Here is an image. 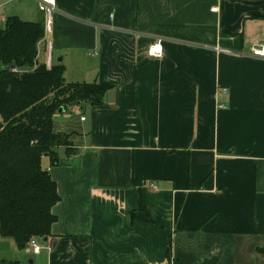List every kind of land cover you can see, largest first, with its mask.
<instances>
[{
    "label": "crops",
    "instance_id": "obj_1",
    "mask_svg": "<svg viewBox=\"0 0 264 264\" xmlns=\"http://www.w3.org/2000/svg\"><path fill=\"white\" fill-rule=\"evenodd\" d=\"M54 1L37 60L51 43L65 82L112 87L53 116L56 133H72L58 165L41 160L56 220L18 258L264 264V59L250 54L264 43V0ZM0 6V19L45 21L38 0ZM237 34L241 49L221 44Z\"/></svg>",
    "mask_w": 264,
    "mask_h": 264
},
{
    "label": "trees",
    "instance_id": "obj_2",
    "mask_svg": "<svg viewBox=\"0 0 264 264\" xmlns=\"http://www.w3.org/2000/svg\"><path fill=\"white\" fill-rule=\"evenodd\" d=\"M44 25V20L30 22L17 16L0 22V236L13 238L19 249L32 238L47 237L56 220L52 208L60 196L41 160L48 153L51 164L58 165L56 147L71 151L72 133H56L53 116L69 106L101 104L112 87L67 83L62 64L49 68L40 63L37 44L45 36ZM232 37L221 44L241 49L242 36Z\"/></svg>",
    "mask_w": 264,
    "mask_h": 264
},
{
    "label": "built area",
    "instance_id": "obj_3",
    "mask_svg": "<svg viewBox=\"0 0 264 264\" xmlns=\"http://www.w3.org/2000/svg\"><path fill=\"white\" fill-rule=\"evenodd\" d=\"M38 8L40 11H42L45 14V25H44V31L45 34H50L51 33V24H52V14L56 9L55 6V1L54 0H38ZM3 12L2 6H0V15ZM162 43L161 40H156L151 43V45L148 47V54L151 57H160L162 55ZM47 49L49 50L45 64L47 67H51L52 62H51V55H50V50H51V43H48ZM219 50L225 51V52H231V50L226 49V48H217ZM250 54L254 57L257 58H262L264 59V43H260L257 45H254L250 49ZM12 71H16L14 67H11ZM28 245L31 247V249L35 252H37L40 249V244L36 240V238H32L29 242Z\"/></svg>",
    "mask_w": 264,
    "mask_h": 264
},
{
    "label": "rangeland",
    "instance_id": "obj_4",
    "mask_svg": "<svg viewBox=\"0 0 264 264\" xmlns=\"http://www.w3.org/2000/svg\"><path fill=\"white\" fill-rule=\"evenodd\" d=\"M0 22H4V19H0ZM48 34H46L47 36ZM223 48V47H221ZM79 114V113H78ZM19 248L16 245V242L13 238H5L0 236V261H16L18 264H29V255L32 250H25L22 253L21 259L18 258V250ZM22 250V249H21ZM24 250V249H23ZM27 252V253H26Z\"/></svg>",
    "mask_w": 264,
    "mask_h": 264
},
{
    "label": "water",
    "instance_id": "obj_5",
    "mask_svg": "<svg viewBox=\"0 0 264 264\" xmlns=\"http://www.w3.org/2000/svg\"><path fill=\"white\" fill-rule=\"evenodd\" d=\"M61 110H62V109H59V111H61ZM44 156H46V157H47V156H48V153H45V154H44Z\"/></svg>",
    "mask_w": 264,
    "mask_h": 264
}]
</instances>
